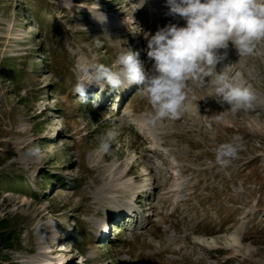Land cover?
Wrapping results in <instances>:
<instances>
[{
  "label": "rangeland",
  "instance_id": "1",
  "mask_svg": "<svg viewBox=\"0 0 264 264\" xmlns=\"http://www.w3.org/2000/svg\"><path fill=\"white\" fill-rule=\"evenodd\" d=\"M143 3L0 0V264H264V41L217 65L255 95L219 120L228 106L194 81L184 115L154 126L136 86L73 91L78 63L111 66L122 44L150 67L142 32L175 21L166 0ZM237 135L222 168L214 149Z\"/></svg>",
  "mask_w": 264,
  "mask_h": 264
},
{
  "label": "clouds",
  "instance_id": "2",
  "mask_svg": "<svg viewBox=\"0 0 264 264\" xmlns=\"http://www.w3.org/2000/svg\"><path fill=\"white\" fill-rule=\"evenodd\" d=\"M166 6L165 15L175 22L158 26L154 33L142 32L146 41L143 51L150 67L140 60L139 52L122 44L111 66L87 59L78 63L73 91L86 98L92 87L107 89L111 94L136 86L137 94L151 109L142 121L153 126L184 115L189 108V81L209 86L211 98L222 108L228 106L219 113L218 120L225 111L237 113L252 108L255 95L251 88L233 82L222 70L218 72L217 65L227 59L230 46L238 56H246L254 52L258 42L264 41V0H166ZM98 22L106 23V17ZM124 115L128 113L119 118L120 126L125 123ZM116 136L114 129L106 130L99 137L96 151L108 153ZM244 150L243 138L233 136L215 147V163L227 168ZM26 155L39 157L41 147L27 146Z\"/></svg>",
  "mask_w": 264,
  "mask_h": 264
},
{
  "label": "bare ground",
  "instance_id": "3",
  "mask_svg": "<svg viewBox=\"0 0 264 264\" xmlns=\"http://www.w3.org/2000/svg\"><path fill=\"white\" fill-rule=\"evenodd\" d=\"M98 8V7H97ZM64 264V263H63Z\"/></svg>",
  "mask_w": 264,
  "mask_h": 264
}]
</instances>
